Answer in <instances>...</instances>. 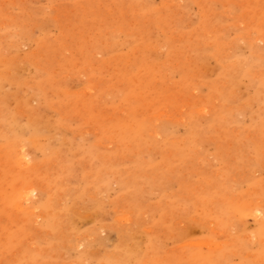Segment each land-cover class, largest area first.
<instances>
[{"label": "rangeland", "instance_id": "obj_1", "mask_svg": "<svg viewBox=\"0 0 264 264\" xmlns=\"http://www.w3.org/2000/svg\"><path fill=\"white\" fill-rule=\"evenodd\" d=\"M0 264H264V0H0Z\"/></svg>", "mask_w": 264, "mask_h": 264}]
</instances>
